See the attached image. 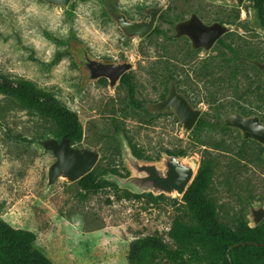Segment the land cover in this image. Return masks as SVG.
<instances>
[{
  "label": "rangeland",
  "instance_id": "rangeland-1",
  "mask_svg": "<svg viewBox=\"0 0 264 264\" xmlns=\"http://www.w3.org/2000/svg\"><path fill=\"white\" fill-rule=\"evenodd\" d=\"M153 9L158 15L143 37L118 25L116 15L145 22ZM192 13L229 28L208 51L173 37L174 24ZM256 14L250 0H0V73L34 82L77 113L82 137L73 147L96 152L100 174L108 168L129 174L120 133L146 161L181 151L197 168L210 165L206 194L218 219L253 227L250 209L264 208L263 148L236 129L216 128L233 109L264 122V84L243 60L264 58V31L251 22ZM120 65L127 68L113 79ZM126 73L132 95L119 83ZM171 81L201 110V123L189 131L174 113L148 108L165 97ZM29 119L25 111L7 118L21 140L7 137L0 125V218L33 231L35 249L53 264H127L134 238L155 234L172 245L168 231L184 209L179 197H129L110 185L86 192L63 174L49 182L55 156L44 143L52 137L38 140Z\"/></svg>",
  "mask_w": 264,
  "mask_h": 264
},
{
  "label": "trees",
  "instance_id": "trees-1",
  "mask_svg": "<svg viewBox=\"0 0 264 264\" xmlns=\"http://www.w3.org/2000/svg\"><path fill=\"white\" fill-rule=\"evenodd\" d=\"M257 9L261 23L264 25L263 0H250ZM264 60V58H263ZM126 73L120 77V85L125 86L129 95L133 94ZM16 111H25L31 119L37 139L52 137L60 140L66 137L71 145L78 143L82 137V126L75 111L68 108L51 91L38 87L34 82L20 76L0 73V125L7 137L21 140L22 133L15 132L7 118ZM198 118L196 124H200ZM139 158H149L132 148ZM170 154H183L181 151ZM111 171L117 174L114 168ZM121 175V174H120ZM95 166L76 183L86 192H94L110 185H116L101 178ZM211 168L208 163H201L191 183L179 199L184 209L172 220L168 245L158 235H145L129 242L126 254L127 264H160L165 260L170 264H264V222L253 227L240 223L232 228L217 217L214 202L207 197L206 191L210 181ZM129 197L146 196L152 200L163 195L132 194ZM177 199L174 200L176 202ZM36 235L33 231L15 227L0 218V264H53L43 253L33 247ZM241 242H256L240 245ZM235 244H239L234 247Z\"/></svg>",
  "mask_w": 264,
  "mask_h": 264
},
{
  "label": "water",
  "instance_id": "water-1",
  "mask_svg": "<svg viewBox=\"0 0 264 264\" xmlns=\"http://www.w3.org/2000/svg\"><path fill=\"white\" fill-rule=\"evenodd\" d=\"M56 5H65L70 0H45ZM159 10L149 11L150 19L145 22H130L123 15H116L118 25L129 35L143 37L153 28L154 21ZM254 27L264 31L258 15L251 19ZM198 24V26H196ZM229 30L228 26L213 22L204 24L197 14L192 13L189 18L177 21L173 26V37L186 35L190 40L192 49L203 48L209 50L214 42ZM244 62L254 67L261 76L264 84V60L256 57H245ZM127 67L116 66L112 72L113 79ZM148 108L154 113H174L182 128L186 131L192 129L201 114L199 108H195L188 99L181 94L174 81H171L164 98L156 102L148 103ZM233 128L240 132L241 139L252 140L262 146V157L264 158V122L259 115H244L237 109L223 115L219 120L216 130ZM122 163L129 170V174L120 175L111 171L102 174L101 178L114 183L118 188L132 194H147L153 196L163 195L170 198L181 197L187 186L191 183L197 171L196 162L184 154H170L164 152L160 159L146 161L136 156L123 134L117 135ZM48 150L55 156V161L49 169V182H53L60 174L67 177L69 181H76L88 173L96 164L98 154L93 151H80L70 144L66 137L60 140L48 139L44 143ZM250 215L254 225H258L264 217L263 207H252ZM247 244L256 242H245ZM241 242L240 245H244ZM239 244H235L237 246ZM264 245V243H260Z\"/></svg>",
  "mask_w": 264,
  "mask_h": 264
},
{
  "label": "flooded vegetation",
  "instance_id": "flooded-vegetation-1",
  "mask_svg": "<svg viewBox=\"0 0 264 264\" xmlns=\"http://www.w3.org/2000/svg\"><path fill=\"white\" fill-rule=\"evenodd\" d=\"M200 20H201V19H200ZM201 21H202V20H201ZM203 23H204V22H203ZM204 24H206V23H204ZM196 26H198V24H196ZM223 35H224V34H223ZM183 36L187 37L186 35H182V36H180V37H183ZM175 38H179V37H175ZM187 38H188V37H187ZM219 38H220V37H219ZM219 38H218V39H219ZM188 39H189V38H188ZM189 41H190V40H189ZM216 41H217V40H216ZM216 41H215V42H216ZM215 42H214V43H215ZM212 46H213V45H212ZM200 49H203V48H197V49H193V50H200ZM204 51H205V50H204ZM207 51H208V50H207ZM175 84H176V83H175ZM176 87H177V86H176ZM198 118H199V117H198Z\"/></svg>",
  "mask_w": 264,
  "mask_h": 264
}]
</instances>
